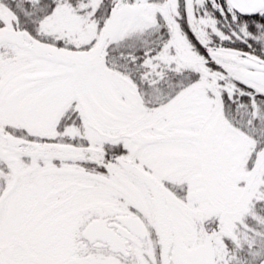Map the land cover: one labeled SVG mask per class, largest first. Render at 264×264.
I'll return each mask as SVG.
<instances>
[{"label": "snow or ice", "instance_id": "6c2138e0", "mask_svg": "<svg viewBox=\"0 0 264 264\" xmlns=\"http://www.w3.org/2000/svg\"><path fill=\"white\" fill-rule=\"evenodd\" d=\"M0 264H264V0H0Z\"/></svg>", "mask_w": 264, "mask_h": 264}]
</instances>
